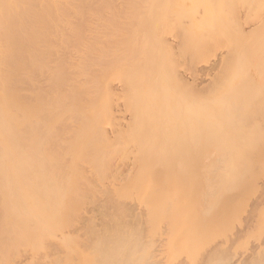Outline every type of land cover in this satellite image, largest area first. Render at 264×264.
I'll use <instances>...</instances> for the list:
<instances>
[{
	"label": "rangeland",
	"instance_id": "1",
	"mask_svg": "<svg viewBox=\"0 0 264 264\" xmlns=\"http://www.w3.org/2000/svg\"><path fill=\"white\" fill-rule=\"evenodd\" d=\"M64 1L0 135V264H264V0Z\"/></svg>",
	"mask_w": 264,
	"mask_h": 264
},
{
	"label": "bare ground",
	"instance_id": "2",
	"mask_svg": "<svg viewBox=\"0 0 264 264\" xmlns=\"http://www.w3.org/2000/svg\"><path fill=\"white\" fill-rule=\"evenodd\" d=\"M16 1L19 3L16 11L9 15L6 21L4 18L0 19V135L1 139L4 137L5 140L12 135L10 126L15 118L12 113L13 107H20L23 101H27L26 93L29 92V85L34 83V79L32 84L29 83V80L31 81L30 76H36L39 73L36 66V69L34 65L32 67L34 63L31 62L39 59L38 56H41L40 53L43 54V52L40 51V53L38 52L40 55H34L37 57L36 59L34 56H30L34 57L33 60L29 57L32 49L39 48L34 33L38 29L50 25L48 19H50L56 3L66 4L64 0H0V12L5 9L7 3H15ZM98 1L103 2V0ZM67 2L79 4L87 9L93 7L91 0H69ZM20 19L27 24L26 27L21 26ZM66 26L71 28L72 24ZM50 44L53 45L51 42ZM66 53L63 55L65 58L68 57ZM42 59L44 58L42 57ZM14 98L16 99L15 103ZM23 105L25 106V103Z\"/></svg>",
	"mask_w": 264,
	"mask_h": 264
}]
</instances>
